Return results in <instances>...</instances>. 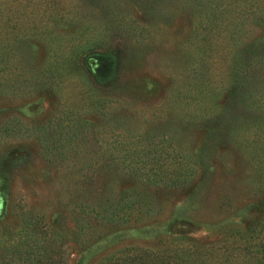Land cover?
I'll list each match as a JSON object with an SVG mask.
<instances>
[{
    "label": "rangeland",
    "instance_id": "rangeland-1",
    "mask_svg": "<svg viewBox=\"0 0 264 264\" xmlns=\"http://www.w3.org/2000/svg\"><path fill=\"white\" fill-rule=\"evenodd\" d=\"M0 244L264 264V0H0Z\"/></svg>",
    "mask_w": 264,
    "mask_h": 264
},
{
    "label": "trees",
    "instance_id": "trees-1",
    "mask_svg": "<svg viewBox=\"0 0 264 264\" xmlns=\"http://www.w3.org/2000/svg\"><path fill=\"white\" fill-rule=\"evenodd\" d=\"M5 249L6 247L1 248L0 244V264H10L6 259ZM35 249H37L36 245ZM33 251L17 250L11 254H13V257L18 256L20 258L19 262L23 261L25 263V261H30V264H36L37 260L33 257L35 255ZM7 252L9 253V251ZM127 252H129V255L126 257L118 259L112 257L106 259L107 261L102 264H183L182 254L178 251L170 252L156 249L129 248ZM188 264H197L194 254H190Z\"/></svg>",
    "mask_w": 264,
    "mask_h": 264
}]
</instances>
